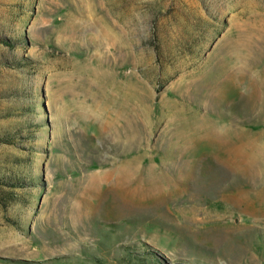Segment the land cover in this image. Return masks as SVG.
<instances>
[{
	"label": "rangeland",
	"instance_id": "1",
	"mask_svg": "<svg viewBox=\"0 0 264 264\" xmlns=\"http://www.w3.org/2000/svg\"><path fill=\"white\" fill-rule=\"evenodd\" d=\"M0 264H264V0H0Z\"/></svg>",
	"mask_w": 264,
	"mask_h": 264
},
{
	"label": "trees",
	"instance_id": "2",
	"mask_svg": "<svg viewBox=\"0 0 264 264\" xmlns=\"http://www.w3.org/2000/svg\"><path fill=\"white\" fill-rule=\"evenodd\" d=\"M6 42L9 43L7 40H6ZM6 142H8V141H6Z\"/></svg>",
	"mask_w": 264,
	"mask_h": 264
}]
</instances>
